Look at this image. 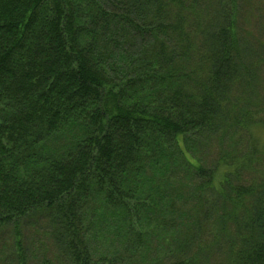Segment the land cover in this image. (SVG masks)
Instances as JSON below:
<instances>
[{
  "label": "trees",
  "instance_id": "obj_1",
  "mask_svg": "<svg viewBox=\"0 0 264 264\" xmlns=\"http://www.w3.org/2000/svg\"><path fill=\"white\" fill-rule=\"evenodd\" d=\"M243 3L0 0V264H264Z\"/></svg>",
  "mask_w": 264,
  "mask_h": 264
},
{
  "label": "rangeland",
  "instance_id": "obj_2",
  "mask_svg": "<svg viewBox=\"0 0 264 264\" xmlns=\"http://www.w3.org/2000/svg\"><path fill=\"white\" fill-rule=\"evenodd\" d=\"M244 1V13L248 16L249 22H250V28L251 26L255 29L254 34L256 37L264 38V0H242ZM244 22V21H243ZM264 74V73H263ZM264 96V93H263ZM262 96V97H263ZM264 99V97H263ZM258 118H261L264 120V107L260 106L259 112H258ZM228 134L227 137H229V140H234L235 138H231L233 135ZM244 135V132H242ZM250 135V137L248 136ZM248 134L245 133V136L247 137L246 143H248L250 140H253L256 142L261 148H264V124L259 121V123H254L248 127ZM217 149H211V156L213 158H216L217 156ZM41 240L37 236L34 237V241ZM4 240L7 241V236L4 237Z\"/></svg>",
  "mask_w": 264,
  "mask_h": 264
}]
</instances>
